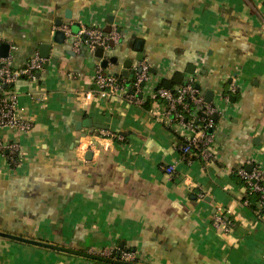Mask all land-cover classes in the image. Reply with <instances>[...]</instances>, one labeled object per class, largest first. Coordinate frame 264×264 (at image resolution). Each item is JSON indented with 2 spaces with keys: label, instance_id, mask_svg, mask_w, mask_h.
Wrapping results in <instances>:
<instances>
[{
  "label": "crops",
  "instance_id": "crops-1",
  "mask_svg": "<svg viewBox=\"0 0 264 264\" xmlns=\"http://www.w3.org/2000/svg\"><path fill=\"white\" fill-rule=\"evenodd\" d=\"M58 20L80 31L116 28L121 38L102 59L97 50L77 54L53 42ZM2 42L17 68L42 44L53 48L38 77L15 83L34 127L3 133L20 153L17 166L0 155V231L95 254L123 245L142 264H264V214L243 204L234 178L264 167V0H0ZM140 56L154 85L174 90L177 76H194L204 96L215 93L222 111L208 164L182 159V137L158 118L152 97L146 109L99 96L95 70L104 58L117 59L104 73L120 76ZM89 119L124 141H100L104 129L85 127ZM93 137L98 147L87 160L77 147ZM172 164L170 176L164 168ZM229 210L232 231L216 230L214 216ZM0 264L106 263L0 237Z\"/></svg>",
  "mask_w": 264,
  "mask_h": 264
},
{
  "label": "built area",
  "instance_id": "built-area-1",
  "mask_svg": "<svg viewBox=\"0 0 264 264\" xmlns=\"http://www.w3.org/2000/svg\"><path fill=\"white\" fill-rule=\"evenodd\" d=\"M65 34V41L72 45L74 52L82 53L84 50L96 51L103 49L105 52L111 50L120 41L121 34L116 29L102 30L97 27L87 28L74 34L70 25L59 28ZM85 39V40H84ZM1 45V43H0ZM49 59H43L39 54L34 55L23 67L17 68L11 56L3 58L0 56V155H4L10 166L19 163L20 143L18 140H6L4 131L13 133L14 138L26 135L33 130V122L25 116L19 105V96L16 92L8 90L21 78L34 80L36 74L48 66ZM119 76V75H118ZM130 76L134 78L132 85L125 86L117 76L106 75L101 63L95 70V82L98 87L99 96L108 99L114 96H122L131 104L143 105L151 97L162 106V112L158 118L167 122L176 129L182 140L178 146L182 159L191 164L195 160L209 163L214 159L216 150V137L214 134L216 121L215 115L221 111L217 105L207 104L205 96L197 88L194 76L188 78L183 84L174 90L164 86L154 85L152 82L151 66L146 60L138 61L130 68ZM232 91H236L232 86ZM220 110V111H219ZM213 130L210 134L209 131ZM97 139L105 141H124V137L109 131L102 130ZM103 148H109V144H101ZM98 143L95 137L79 143L77 150L81 157L87 151L97 149ZM168 175L175 174V164L164 168ZM243 182L245 194L255 193L259 196L256 212L263 214L264 211V167L253 166L251 172L246 167L236 171ZM245 206H251L249 200H243ZM216 215L213 218V227L223 233H230L234 227L233 222L227 218L230 214ZM113 251L106 250L99 255L111 259ZM136 258L135 252H125L121 255L123 262H133Z\"/></svg>",
  "mask_w": 264,
  "mask_h": 264
},
{
  "label": "water",
  "instance_id": "water-1",
  "mask_svg": "<svg viewBox=\"0 0 264 264\" xmlns=\"http://www.w3.org/2000/svg\"><path fill=\"white\" fill-rule=\"evenodd\" d=\"M66 19L67 20H72V15H71V13L69 11L66 12ZM63 25L64 24H63L62 20H58L57 23H56V27H58V28L62 27ZM68 25H70L71 30H72V32L74 34H78L80 32L81 26H80V24L78 22L70 23ZM65 39H66V37H65V34H64V32L62 30H57L54 33V35H53V42L55 44H57V45H63L64 42H65ZM10 47H11L10 44L2 42L1 45H0V56L3 57V58H8L9 57V52H10ZM52 48H53V46L50 43L42 44L39 47V56L41 58H43V59H50V57H51L50 53H51ZM104 54H105V51L103 49H98L96 51V56L98 58H100V59L103 58ZM142 60H144V56L138 57V61H142ZM52 62L55 64L57 62V59L53 58ZM110 62L113 63V64H116L117 63V59L115 57L114 58H110V59L104 58V60H102V62H101L102 68L106 69ZM132 65H133V61H131V60H127L124 63V65H123L124 71L122 72V75L124 77H128L129 70H130ZM47 67L48 66H45V68H47ZM192 67L189 68V70H188L189 74H194V70H192V69H194V66H192ZM38 76H39V74H37V77ZM183 80H184V76L183 75H179V76H177V79L175 80V83L177 85H181L183 83ZM172 86L173 85L170 82H166L164 84V87L167 88V89H170V90H172ZM197 88L201 89L199 85H197ZM214 98H215V93L213 91L209 90V91H207L205 93V102L207 104H213L215 102ZM229 98H230V101L232 102V104L235 103L236 96L231 95ZM218 118H219V115H215V117H214L215 121H217ZM83 125L85 127H89V128H102L104 130H108V127H106V126L100 127V126L93 125V123H92V121L90 119L85 121L83 123ZM209 133L212 134L213 130H210ZM85 157H86L87 160H91L92 157H93V153L91 151H88L86 153ZM252 169H253V165L247 166V170L249 172H251ZM0 237L1 238H5V239H9V240H13V241H17V242H21V243L28 244V245L40 247V248H45V249H48V250L63 252V253H66V254H71V255L80 256V257L91 259V260L100 261V262H103V263H106V264H142V263H133V262H123V261H119V260H112V259L105 258V257H102V256L97 255V254H92V253H89V252L77 251V250L69 249V248H66V247H63V246H60V245H54V244H51V243L38 241V240H35V239H29V238L22 237V236H19V235H12V234H8V233L2 232V231H0ZM121 247L123 248V245H121Z\"/></svg>",
  "mask_w": 264,
  "mask_h": 264
},
{
  "label": "trees",
  "instance_id": "trees-1",
  "mask_svg": "<svg viewBox=\"0 0 264 264\" xmlns=\"http://www.w3.org/2000/svg\"><path fill=\"white\" fill-rule=\"evenodd\" d=\"M118 79L120 80V82H122L125 86L127 85H132L134 83V78H132L130 76V72H129V75L128 77H124L123 75H120V76H117ZM21 79H27V80H31V79H28V78H21ZM20 79V80H21ZM19 80V81H20ZM15 85H11L10 87H8V90H12L13 92H16L15 90ZM163 86V85H162ZM154 101V100H153ZM151 99H148L147 102L144 104V107L146 109H149L150 108V105H151ZM234 178L236 181L239 182V184L243 185V182L242 180L239 178V176L237 175V173H235L234 175ZM243 200H249V202L251 203V208L254 209V210H257V201L259 200V196L255 193H251V192H248L245 194ZM263 214H264V211H263ZM125 252H135V250H133L132 248H119V249H116V250H113L112 254H111V259L112 260H121V255L122 253H125ZM134 263H141L140 260L136 257L135 260H134Z\"/></svg>",
  "mask_w": 264,
  "mask_h": 264
},
{
  "label": "rangeland",
  "instance_id": "rangeland-1",
  "mask_svg": "<svg viewBox=\"0 0 264 264\" xmlns=\"http://www.w3.org/2000/svg\"><path fill=\"white\" fill-rule=\"evenodd\" d=\"M90 253L95 254L94 252H90ZM97 255H99V254H97Z\"/></svg>",
  "mask_w": 264,
  "mask_h": 264
}]
</instances>
